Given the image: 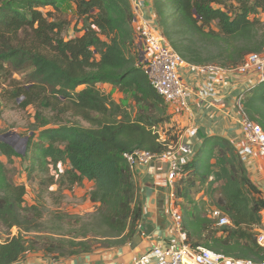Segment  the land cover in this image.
Returning a JSON list of instances; mask_svg holds the SVG:
<instances>
[{"label":"trees","instance_id":"trees-1","mask_svg":"<svg viewBox=\"0 0 264 264\" xmlns=\"http://www.w3.org/2000/svg\"><path fill=\"white\" fill-rule=\"evenodd\" d=\"M69 1L75 6L79 34L66 37L69 22L58 16L60 0H0V79L12 88L9 98L23 97V107L35 109L24 153L0 140V227L19 229L18 235L0 239V264H13L30 252L69 257L93 252L95 242L105 248L131 242L143 207L124 153L136 149L162 153L171 145L153 130L171 115L138 65L132 1ZM151 1L159 28L192 64L231 69L247 54L264 52L259 17L264 0ZM15 73L23 74L26 82L16 79ZM100 84L132 93L138 113L127 116ZM241 103L247 118L264 129V79L244 91ZM67 112L88 125L64 123L62 114ZM3 156L25 160L31 178L41 173L43 193L56 183L51 171L60 163L69 165L64 174L70 185L93 182L90 200L96 210L83 223L85 230L61 233L60 221L53 220L46 231L43 204L27 203L26 185L14 181ZM180 172L174 195L188 241L235 258L261 261L264 249L257 235L264 197L235 143L220 135L206 137ZM209 207L229 216L232 225L217 227L208 216ZM33 232L64 238L26 236ZM40 242L43 249L37 245Z\"/></svg>","mask_w":264,"mask_h":264},{"label":"built area","instance_id":"built-area-1","mask_svg":"<svg viewBox=\"0 0 264 264\" xmlns=\"http://www.w3.org/2000/svg\"><path fill=\"white\" fill-rule=\"evenodd\" d=\"M135 15L138 65L143 68L153 88L163 98L169 114L171 116L190 115L194 107L205 100L212 101V98L221 102L222 99L218 97L217 88L214 85L216 78L214 72L224 68L214 65H195L186 61L163 34L155 15L153 19L147 18L138 11H135ZM231 69H236L247 77L252 76L254 81L250 82L252 83L250 87L255 86L264 79V52L247 54L241 65ZM195 73L208 74L207 82L198 81L192 84L190 78ZM244 91L238 96V100L243 116L242 131L245 143L239 147L236 146L248 167L251 160L257 156L264 161V129L258 123L249 120L244 113L241 103ZM153 130L159 133L158 127H153ZM182 149L187 153L186 156L193 152L189 146L184 145ZM124 158L134 174L139 168L151 166L153 162L167 163V180L170 188L168 213L177 233V238L153 245L146 253L136 257L129 264H264V258L261 261L235 258L202 245H192L188 241V235L184 229L183 212L174 195L175 180L180 176L182 165L186 161H183L176 149L170 147L162 153L136 149L124 153ZM261 194L263 195L262 190ZM208 216L215 220L217 227L232 225L229 216L216 207H209ZM261 221L257 242L264 249V208L261 211Z\"/></svg>","mask_w":264,"mask_h":264},{"label":"crops","instance_id":"crops-1","mask_svg":"<svg viewBox=\"0 0 264 264\" xmlns=\"http://www.w3.org/2000/svg\"><path fill=\"white\" fill-rule=\"evenodd\" d=\"M134 10L149 19L154 18L151 0H131ZM71 30V29H70ZM70 36L79 32L69 33ZM214 85L221 102L211 99L194 107L192 114L174 116L181 128L177 152L183 161L192 159L206 137L220 135L230 139L238 147L245 143L242 131V113L238 96L254 81L236 69H223L214 72ZM208 74L195 73L191 83L207 82ZM217 97V99H219ZM189 146L192 153L186 156L182 146ZM249 174L264 195V161L260 157L251 160ZM168 165L165 162H153L151 166L139 168L135 174L138 196L143 207V217L139 223L135 238L123 245L93 252L81 253L69 257H53L43 252H30L13 264H129L136 257L146 253L153 245L177 238L172 219L168 213L170 188L167 180Z\"/></svg>","mask_w":264,"mask_h":264},{"label":"rangeland","instance_id":"rangeland-1","mask_svg":"<svg viewBox=\"0 0 264 264\" xmlns=\"http://www.w3.org/2000/svg\"><path fill=\"white\" fill-rule=\"evenodd\" d=\"M61 13L58 15L60 19L69 22L67 30L64 32L66 37L77 32V16L75 14V6L69 0H60ZM264 25V12L259 15ZM71 29V30H70ZM14 77L21 82L25 83V76L23 74L15 73ZM11 87L8 82H3L0 79V140L6 141L12 144L18 152L24 153L28 141L25 139L32 134V124L35 123L34 113L35 109L32 106L23 107V97L18 99L9 98L11 94ZM100 90L109 94L116 102L122 105L127 112V116L133 118L140 109L139 104L134 100L132 93L127 91H120L114 86L109 84H100ZM47 115H55V111L44 110ZM170 115V114H169ZM62 118L64 123L66 122H78L83 125H88L85 120H81L79 117H75L71 112L63 113ZM161 139L167 140L171 144L169 146L176 149L178 145L179 136L181 134V128L178 127L177 122L174 120V116H171L170 120L166 123L160 124L158 127ZM203 144V143H202ZM199 145V147L202 146ZM198 147V148H199ZM5 161L8 169L13 174V179L18 184H25L27 187L26 201L29 205L40 204L44 206V219L47 221L45 230L50 231L54 224L48 223L53 220L60 221L57 226L61 233H78L85 229L83 223L89 221V215L94 213L96 205L90 200V191L93 188L94 183L85 180L82 184L70 185L64 172L68 168L67 163H60L56 168H53L51 174L55 176L56 183L50 185L42 191L41 185V173L35 172L34 177H29L26 172L28 163L19 157H13L9 160L5 156L2 157ZM47 176H43V178ZM44 178V179H45ZM46 187V186H45ZM200 197V194L198 195ZM19 234V229L14 227L11 230L0 227V239L4 240L8 236H14ZM26 234V233H25ZM37 235H44L47 237H53L54 239L64 238L57 234H51L49 232H33L26 236L35 240ZM68 238V237H65ZM55 241V240H54ZM42 248L44 242L37 243ZM95 250L105 249L102 243L95 242ZM45 247V246H44ZM43 249V248H42Z\"/></svg>","mask_w":264,"mask_h":264},{"label":"water","instance_id":"water-1","mask_svg":"<svg viewBox=\"0 0 264 264\" xmlns=\"http://www.w3.org/2000/svg\"><path fill=\"white\" fill-rule=\"evenodd\" d=\"M28 139H29L28 137L25 139L26 143H27ZM11 145H12V144H11Z\"/></svg>","mask_w":264,"mask_h":264}]
</instances>
